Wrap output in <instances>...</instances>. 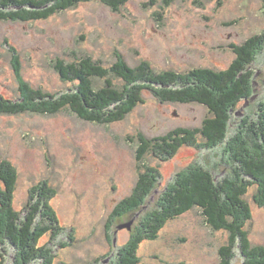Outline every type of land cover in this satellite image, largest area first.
Listing matches in <instances>:
<instances>
[{"label":"rangeland","instance_id":"obj_1","mask_svg":"<svg viewBox=\"0 0 264 264\" xmlns=\"http://www.w3.org/2000/svg\"><path fill=\"white\" fill-rule=\"evenodd\" d=\"M263 31L264 0H128L118 11L89 1L45 20H0V96L17 101L21 95L12 48L19 53L23 78L56 93L72 86L54 68L57 58L72 62L90 56L108 66L121 55L131 66L146 60L155 72L219 70L235 57L231 44ZM251 67L261 73L253 97L232 110L231 136L264 100V49ZM143 97L124 119L109 124L84 121L69 110L0 114V161L10 160L19 172L17 209L28 202L33 185L48 180L57 189L53 205L64 228L53 246L57 261L112 263L178 173L200 164L217 178L230 174L224 164L226 142L211 148L182 146L165 160L148 154L139 169V134L153 138L179 127H199L209 115L199 103L162 101L149 90ZM148 166L160 173L148 202L110 221ZM255 191L251 188L247 196L253 214L250 237L253 244L264 245V205L254 202ZM130 221L131 228H118ZM48 240L47 235L40 244ZM227 240L226 231L211 229L194 209L167 223L158 238L143 241L138 253L150 264H219V248ZM235 253L232 264H243L240 249Z\"/></svg>","mask_w":264,"mask_h":264},{"label":"trees","instance_id":"obj_2","mask_svg":"<svg viewBox=\"0 0 264 264\" xmlns=\"http://www.w3.org/2000/svg\"><path fill=\"white\" fill-rule=\"evenodd\" d=\"M89 1L118 11L128 0H0V20H45ZM230 47L235 57L227 68L219 70L196 67L185 72H155L150 62L142 60L131 66L121 55H116L108 66L90 56L72 62L57 58L54 68L72 86L56 93L34 88L23 78L19 53L12 48L21 95L17 101L0 96V114L53 115L69 110L84 121L109 124L121 121L143 103V93L149 90L162 101L202 104L209 115L199 127H179L153 138L139 134V169L148 154L165 160L182 146L200 149L226 142L223 151L229 152V157L224 164L231 167L230 174L217 178L200 164L178 173L159 196L157 206L141 217L131 238L118 249L116 260L110 264H150L139 255L140 244L158 238L167 223L194 209L200 210L211 229L228 233L227 242L219 248V264H232L236 248L244 257L243 264H264V245L253 244L250 237L253 214L247 200L250 189L255 188L254 202L264 205V100L258 113L243 119L240 131L233 136L229 133L232 110L253 97L259 72L254 73L251 65L264 49V31ZM159 178L156 167L148 166L141 172L132 194L115 206L110 221L141 210ZM18 181L15 164L1 160L0 264H69L56 260L53 247L64 229L53 205L57 189L43 180L30 188L28 202L17 209ZM47 235L49 240L40 244ZM100 261L98 258L94 264Z\"/></svg>","mask_w":264,"mask_h":264},{"label":"water","instance_id":"obj_3","mask_svg":"<svg viewBox=\"0 0 264 264\" xmlns=\"http://www.w3.org/2000/svg\"><path fill=\"white\" fill-rule=\"evenodd\" d=\"M131 221L129 223H126V224H121L118 228L119 229H122V228H131ZM117 232V231H116Z\"/></svg>","mask_w":264,"mask_h":264},{"label":"flooded vegetation","instance_id":"obj_4","mask_svg":"<svg viewBox=\"0 0 264 264\" xmlns=\"http://www.w3.org/2000/svg\"><path fill=\"white\" fill-rule=\"evenodd\" d=\"M261 72L258 73V75H260Z\"/></svg>","mask_w":264,"mask_h":264}]
</instances>
